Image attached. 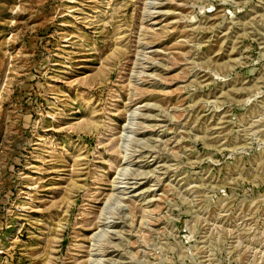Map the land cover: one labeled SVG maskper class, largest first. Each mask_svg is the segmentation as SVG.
<instances>
[{
    "label": "rangeland",
    "instance_id": "1",
    "mask_svg": "<svg viewBox=\"0 0 264 264\" xmlns=\"http://www.w3.org/2000/svg\"><path fill=\"white\" fill-rule=\"evenodd\" d=\"M0 264H264V0H0Z\"/></svg>",
    "mask_w": 264,
    "mask_h": 264
}]
</instances>
